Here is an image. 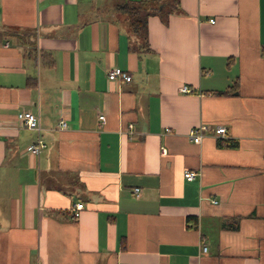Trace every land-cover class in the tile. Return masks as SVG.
<instances>
[{"label":"crops","instance_id":"1","mask_svg":"<svg viewBox=\"0 0 264 264\" xmlns=\"http://www.w3.org/2000/svg\"><path fill=\"white\" fill-rule=\"evenodd\" d=\"M124 1L0 0V264H264V0H180L151 52Z\"/></svg>","mask_w":264,"mask_h":264},{"label":"trees","instance_id":"2","mask_svg":"<svg viewBox=\"0 0 264 264\" xmlns=\"http://www.w3.org/2000/svg\"><path fill=\"white\" fill-rule=\"evenodd\" d=\"M114 11L127 23L130 38H135L130 48L132 51L151 52L149 44L148 21L151 16H159L167 23L169 17L182 11L180 0H126L114 6ZM264 55V46L262 48ZM214 94H226V91H216ZM234 140H222L220 146L235 147Z\"/></svg>","mask_w":264,"mask_h":264},{"label":"built area","instance_id":"3","mask_svg":"<svg viewBox=\"0 0 264 264\" xmlns=\"http://www.w3.org/2000/svg\"><path fill=\"white\" fill-rule=\"evenodd\" d=\"M212 23L215 22L214 19L211 20ZM109 80H114V81H127L130 82L132 80V77L130 76V74L126 71L123 70L119 67H115L112 68L108 71L107 73ZM181 92L184 93H190L191 89L189 88V86H182V88H180ZM99 118L101 120H104V115H100ZM17 119L18 122L20 124L21 127L29 129V130H34L37 131L39 133V138L37 139L36 142H34L33 144H31L27 150L28 152H30L31 154L34 155H40L43 151V149L46 147V143L44 141V139L41 136V121H40V117L36 114H34L31 111H20L17 114ZM59 127L64 129L67 127V122L65 120H61L59 122ZM133 126L130 125V129ZM209 131H212L213 134L217 137V138H226L227 137V127L223 126V125H218L215 127H209L207 124L202 123L199 124L198 126H195L193 128L190 129L189 131V137L190 139L196 143L199 144L201 143V141L203 140V138L208 134ZM162 154H166V150L163 148L162 149ZM198 172L197 171H186L184 173V178L187 181H193L195 180V178L197 177ZM137 194L139 193V188H135L134 190ZM84 204L83 203H77L73 209V215L75 218H78L80 216V212L84 209ZM203 251H207V247L203 246Z\"/></svg>","mask_w":264,"mask_h":264}]
</instances>
